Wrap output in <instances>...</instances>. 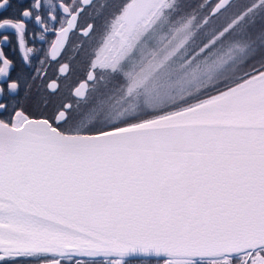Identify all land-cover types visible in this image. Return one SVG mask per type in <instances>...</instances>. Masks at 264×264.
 <instances>
[{"label":"snow or ice","instance_id":"6c2138e0","mask_svg":"<svg viewBox=\"0 0 264 264\" xmlns=\"http://www.w3.org/2000/svg\"><path fill=\"white\" fill-rule=\"evenodd\" d=\"M92 5L31 0L0 15L27 66V20L41 40L57 35L46 58L74 30L95 45L75 102L51 119L15 108L26 79L0 49V113L13 108L0 118V264L130 253L264 264V0H216L206 13L183 0H121L99 28L81 27ZM11 7L0 0V12Z\"/></svg>","mask_w":264,"mask_h":264},{"label":"flooded vegetation","instance_id":"af4514ba","mask_svg":"<svg viewBox=\"0 0 264 264\" xmlns=\"http://www.w3.org/2000/svg\"><path fill=\"white\" fill-rule=\"evenodd\" d=\"M31 0H11L12 7L6 11L0 12V15L8 16L16 14L19 10L27 7ZM55 2V0H54ZM121 0H93L91 8L85 10L79 20L81 27L88 23H93L99 28L108 14L114 11L115 6ZM211 6L216 0L209 1ZM27 31L25 33V47H33L36 51L31 56V66L23 64L21 50L17 42V37L13 31H0V37L7 35L9 39L0 43V49L5 55L14 61L16 69L12 75L15 77L18 72L23 70L26 83H22L21 87L10 100L15 101V108L23 110L25 114H35L39 112L55 113L57 109L65 102H75L72 95L73 89L79 82L86 80L89 70V61L93 58L92 52L95 48L92 40L84 37L78 30L70 33L69 40L66 43L62 54L57 58H46L49 46L55 42L57 35L53 32H45L44 39H40L42 29L34 20H27ZM49 27L58 28L59 24L49 25ZM83 45L81 48L80 45ZM41 60H45L43 65ZM69 63L71 71L66 74L59 72L60 65ZM43 68L44 73L36 79H32L35 75V69ZM50 80H56L59 84L57 91H50L47 84ZM30 85V87H29ZM87 94V93H86ZM13 108L10 103L9 109L4 114L11 115ZM84 264H114L116 260H121V264H165L166 258H115V257H99V258H81ZM179 259V258H177ZM20 264H37L35 260H23ZM62 264H69L67 260ZM74 264V261L72 262Z\"/></svg>","mask_w":264,"mask_h":264},{"label":"water","instance_id":"95a60500","mask_svg":"<svg viewBox=\"0 0 264 264\" xmlns=\"http://www.w3.org/2000/svg\"><path fill=\"white\" fill-rule=\"evenodd\" d=\"M211 1V0H208ZM85 81V80H84ZM55 113H51V112H39V113H35V114H28L30 116V118H48L51 119V117L54 115ZM7 116H10L8 114H4V113H0V118H5ZM81 258H99V257H115V258H121L118 257L116 255H99V256H95V257H88V256H80ZM123 258H166L163 255H156V254H145V253H130L127 256L123 257Z\"/></svg>","mask_w":264,"mask_h":264},{"label":"rangeland","instance_id":"374dc122","mask_svg":"<svg viewBox=\"0 0 264 264\" xmlns=\"http://www.w3.org/2000/svg\"><path fill=\"white\" fill-rule=\"evenodd\" d=\"M190 2H191V5H189V6H191V8L192 7L196 8L200 4H205L204 1H201L198 5H197V1H195V0H191ZM206 7L204 9H202L201 11L206 13L208 11V9L211 7V4L209 3V5H206Z\"/></svg>","mask_w":264,"mask_h":264},{"label":"trees","instance_id":"16d2710c","mask_svg":"<svg viewBox=\"0 0 264 264\" xmlns=\"http://www.w3.org/2000/svg\"><path fill=\"white\" fill-rule=\"evenodd\" d=\"M191 1V0H190ZM189 0H183V2L185 3V4H187V5H191V2H190ZM195 1H197V5L201 2V1H204V3L206 4V5H209V3L210 2H208L207 0H195ZM193 8V7H192ZM207 8V7H206Z\"/></svg>","mask_w":264,"mask_h":264}]
</instances>
